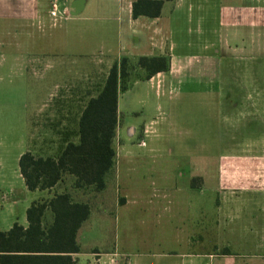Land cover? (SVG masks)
Instances as JSON below:
<instances>
[{
	"label": "rangeland",
	"instance_id": "1",
	"mask_svg": "<svg viewBox=\"0 0 264 264\" xmlns=\"http://www.w3.org/2000/svg\"><path fill=\"white\" fill-rule=\"evenodd\" d=\"M74 1L0 0V190L11 187L18 196L23 194L18 159L39 141L31 135V123L36 120L40 101L65 91L67 112L78 114L97 94L114 61L98 50L119 49L123 24L112 18V9L106 7L115 0H82L84 9L77 14L73 13ZM32 16L39 19L33 21ZM44 17L50 21V29L42 26ZM128 63L129 83L144 73L135 67V60ZM214 78L215 86L220 87L213 85L209 96L194 88L189 94L164 98L161 136L131 139L133 152L147 154L143 164L141 158L134 157V168L121 162L117 166L115 159L103 189L81 187L72 192L76 201L88 200L100 210H111L114 200H124L113 179H161L163 173L169 182L195 178L194 197L178 193L179 197L164 200L163 210L143 211L144 199L139 195L113 209L115 214L103 225L105 236L109 242L115 240L119 252H126L131 260L135 254H144L145 264H179V259L208 264V256L216 258L223 250L229 252V258L244 254L249 262H255L263 252V247L249 250L241 245L234 230L222 240L219 227L210 226L215 225L219 208L220 155L264 154V55L253 56L248 50L222 56ZM50 105L53 113L58 111L57 105ZM127 126L125 120L122 134L114 139L120 156L121 147L128 144ZM42 139L47 146L56 143L58 136ZM137 143L146 146L140 148ZM73 182L72 176L65 175L60 185L72 190ZM184 188L182 183L176 187L179 191ZM27 195L34 194L27 191ZM93 227L86 238L96 232L104 235L99 231L104 228ZM225 240L226 250L220 246ZM79 263L87 264L83 255Z\"/></svg>",
	"mask_w": 264,
	"mask_h": 264
},
{
	"label": "crops",
	"instance_id": "2",
	"mask_svg": "<svg viewBox=\"0 0 264 264\" xmlns=\"http://www.w3.org/2000/svg\"><path fill=\"white\" fill-rule=\"evenodd\" d=\"M134 1L115 0L108 3L106 7L112 9L110 12L112 18L123 24L120 38L124 42L118 39L117 51L100 49L98 53L112 56L114 60L127 57L128 60L135 62L139 56H166L169 68L155 73L148 79H134L125 91L119 93L118 124L112 138L117 166L119 162L132 166L134 157L141 158L139 161L141 164L145 162L144 157L147 154L133 152L131 139L138 135L161 136L158 135V131L161 126L160 120L164 117L165 97L170 100L176 95L189 94L194 88L206 91L209 96L211 88L216 84L214 82L217 81L214 77L217 69H220L222 56L239 51L245 53L248 50L253 56L264 55V0H162L159 14L155 17L147 15L133 17ZM84 5L83 3L80 11L84 9ZM30 18H33V21L39 19L38 16ZM43 20L42 26L46 25L50 29V21L45 17ZM58 26L61 28L59 23ZM215 87L219 88L220 85ZM124 94L129 95L124 97ZM50 103L57 105V112L55 110L53 113ZM66 103L65 91H58L54 96L49 95L40 101L36 120L31 123V135L36 136L39 141L34 149H26L25 152L56 158L67 142H78V121L84 106L78 114L70 115ZM125 120L128 121L126 133L129 138L128 144L121 147L120 156L114 146V139L115 135L122 134L121 126ZM34 127L36 130L33 133ZM51 136H58V141L45 146L42 137ZM137 146L141 148L146 146V143H137ZM219 175L220 178L217 180L220 200L217 220H214L216 223L210 228L216 230L219 227L221 238L234 230L241 245L249 250L263 247V252L255 258V262L254 259L249 262L244 254L229 258L227 257L229 252L222 250L216 258L208 256V264H264V154H221ZM161 177V179H113L118 194L124 200L120 203L114 200L111 210H100L98 204L94 207L88 200H78L89 205L90 214L77 231L76 241L80 250L71 254L76 264H80L79 259L82 255L87 264L146 263L144 254H135L131 260L129 254L119 252V245L115 240L107 241L105 236L107 228L103 225L115 214L113 209L123 206L137 195L144 199L143 211L150 214L154 212L153 208L163 210L164 200L169 201L174 195L175 198L179 197L178 193L194 197L195 188L190 186L191 179L169 182L171 179L164 173ZM203 180L206 179H202V182ZM60 183L61 181L50 189L34 191L28 190L24 183L22 196H18V192L11 187L0 190V230L7 231L14 222L27 226L26 209L34 200L50 198L61 192H68L74 198L72 192L79 188L73 185L74 188L71 190ZM108 183L109 179L106 185ZM180 183L187 189L184 188L182 191L176 189ZM170 190L175 193L168 192ZM27 191L34 195H27ZM117 215L119 216L117 213L115 217ZM96 225L104 228L99 230L104 235L96 232L86 238L84 235ZM227 243V240L220 242L221 249H228ZM185 260L179 259V264H188Z\"/></svg>",
	"mask_w": 264,
	"mask_h": 264
},
{
	"label": "trees",
	"instance_id": "3",
	"mask_svg": "<svg viewBox=\"0 0 264 264\" xmlns=\"http://www.w3.org/2000/svg\"><path fill=\"white\" fill-rule=\"evenodd\" d=\"M161 4L162 0H135L132 16L155 17ZM128 62L127 57L114 60L97 94L87 100L78 121L77 143L67 142L56 158L29 151L19 156V173L28 190L50 189L65 175L72 176L74 187L104 188L105 176L114 164L118 95L130 84ZM135 67L144 71L135 79H148L168 70L169 60L139 56ZM190 186L198 187L195 178ZM89 214V205L75 201L68 192L32 201L26 209L27 226L14 222L7 231L0 230V264H76L71 254L80 250L77 231Z\"/></svg>",
	"mask_w": 264,
	"mask_h": 264
},
{
	"label": "water",
	"instance_id": "4",
	"mask_svg": "<svg viewBox=\"0 0 264 264\" xmlns=\"http://www.w3.org/2000/svg\"><path fill=\"white\" fill-rule=\"evenodd\" d=\"M83 1L82 0H76L72 3V7L74 8V14L79 13V11L82 8Z\"/></svg>",
	"mask_w": 264,
	"mask_h": 264
},
{
	"label": "built area",
	"instance_id": "5",
	"mask_svg": "<svg viewBox=\"0 0 264 264\" xmlns=\"http://www.w3.org/2000/svg\"><path fill=\"white\" fill-rule=\"evenodd\" d=\"M53 6L55 7V5H53ZM52 13H54V11Z\"/></svg>",
	"mask_w": 264,
	"mask_h": 264
}]
</instances>
